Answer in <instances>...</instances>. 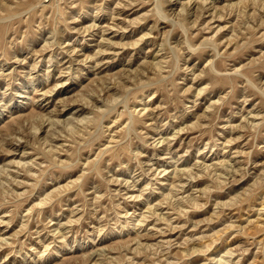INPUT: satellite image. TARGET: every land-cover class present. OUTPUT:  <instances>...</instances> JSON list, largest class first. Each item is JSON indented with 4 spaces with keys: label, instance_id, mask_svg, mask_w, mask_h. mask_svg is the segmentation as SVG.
<instances>
[{
    "label": "rangeland",
    "instance_id": "rangeland-1",
    "mask_svg": "<svg viewBox=\"0 0 264 264\" xmlns=\"http://www.w3.org/2000/svg\"><path fill=\"white\" fill-rule=\"evenodd\" d=\"M263 5L0 0V264H264Z\"/></svg>",
    "mask_w": 264,
    "mask_h": 264
},
{
    "label": "bare ground",
    "instance_id": "bare-ground-1",
    "mask_svg": "<svg viewBox=\"0 0 264 264\" xmlns=\"http://www.w3.org/2000/svg\"><path fill=\"white\" fill-rule=\"evenodd\" d=\"M264 6V5H263ZM256 9V8H255ZM162 15V14H161ZM189 47V46H188ZM160 68V67H159ZM164 67L160 68V69H163ZM71 70V69H70ZM161 143V142H160Z\"/></svg>",
    "mask_w": 264,
    "mask_h": 264
}]
</instances>
